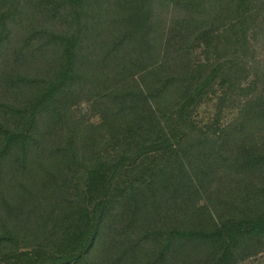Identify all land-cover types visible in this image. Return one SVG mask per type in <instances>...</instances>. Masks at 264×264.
I'll return each mask as SVG.
<instances>
[{
  "label": "trees",
  "instance_id": "trees-1",
  "mask_svg": "<svg viewBox=\"0 0 264 264\" xmlns=\"http://www.w3.org/2000/svg\"><path fill=\"white\" fill-rule=\"evenodd\" d=\"M260 38L264 0H0V264L264 250Z\"/></svg>",
  "mask_w": 264,
  "mask_h": 264
},
{
  "label": "rangeland",
  "instance_id": "rangeland-1",
  "mask_svg": "<svg viewBox=\"0 0 264 264\" xmlns=\"http://www.w3.org/2000/svg\"><path fill=\"white\" fill-rule=\"evenodd\" d=\"M261 39V38H260ZM254 43V42H253ZM257 53L259 55L264 54V40H259V43L257 44ZM82 114H89L90 113V105L88 103H84L79 107ZM215 115V105L213 102L207 103L203 105L199 111L197 112L196 119L199 122L200 125L204 126L205 124L211 122L213 120V117ZM237 116V110L236 109H225L222 114V123L224 125H227L231 123L230 121H234L235 117ZM92 121H96V118H93ZM5 264V263H4ZM237 264H264V250H262L260 253L247 257L241 261H239Z\"/></svg>",
  "mask_w": 264,
  "mask_h": 264
}]
</instances>
